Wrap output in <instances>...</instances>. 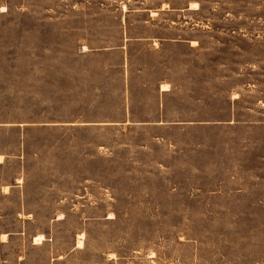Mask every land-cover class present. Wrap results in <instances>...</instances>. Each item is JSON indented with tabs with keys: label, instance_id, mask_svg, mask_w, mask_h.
Listing matches in <instances>:
<instances>
[{
	"label": "rangeland",
	"instance_id": "374dc122",
	"mask_svg": "<svg viewBox=\"0 0 264 264\" xmlns=\"http://www.w3.org/2000/svg\"><path fill=\"white\" fill-rule=\"evenodd\" d=\"M1 155L0 264H264V0H0Z\"/></svg>",
	"mask_w": 264,
	"mask_h": 264
},
{
	"label": "bare ground",
	"instance_id": "6f19581e",
	"mask_svg": "<svg viewBox=\"0 0 264 264\" xmlns=\"http://www.w3.org/2000/svg\"><path fill=\"white\" fill-rule=\"evenodd\" d=\"M198 5H199V3L197 1L191 2V7H196L197 8ZM168 88H169V84L168 83H163L162 89H168ZM0 157H1V159L3 158L2 155ZM5 187L8 188V186H5ZM7 235H8L7 233H2L3 238H5ZM42 239H43L42 235H36L35 238H34V243H41ZM77 243H78L77 245L82 246L83 245V239L80 238Z\"/></svg>",
	"mask_w": 264,
	"mask_h": 264
}]
</instances>
